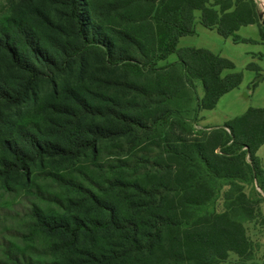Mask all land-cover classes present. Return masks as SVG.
Wrapping results in <instances>:
<instances>
[{
	"label": "trees",
	"instance_id": "trees-1",
	"mask_svg": "<svg viewBox=\"0 0 264 264\" xmlns=\"http://www.w3.org/2000/svg\"><path fill=\"white\" fill-rule=\"evenodd\" d=\"M58 3L69 31L42 16L57 40L54 56L40 44L49 37L40 35L31 43L21 21L13 20L0 36V54L24 80L17 90L0 89V102L16 108L32 100L35 106L42 102L39 84L48 79L51 100L67 106L62 112L53 103L38 108L43 107L40 117L66 116L61 126L49 124L50 134L62 133L64 145L41 141L46 134L29 121L31 115L15 131L29 149L12 132L1 143L10 161L0 167V186L13 174L28 184L38 159L77 161L67 171L72 177L50 175L62 191L55 202L58 211L74 214H50L42 202L29 214L35 232L56 238L51 250L59 255L51 264H219L229 252L248 257L252 243L243 223L255 217L256 203L243 185L252 182L264 191V170L256 156L264 145V108H248L197 133L171 119L177 111L169 105L183 89L193 88V81L203 89L195 113L212 110L239 86L240 72L223 74L234 69L231 61L206 49L177 48V43L194 35L195 12L203 27L234 43L248 42L236 34L240 27L257 24L264 42L254 0ZM171 54L175 62L157 66ZM247 69L259 71L253 64ZM66 75H74L71 82L62 79ZM116 139H124L129 150L147 152L153 146L158 153L152 162L138 158L131 168L123 164L131 172L93 163L104 144ZM223 188V210L217 212L213 205Z\"/></svg>",
	"mask_w": 264,
	"mask_h": 264
},
{
	"label": "rangeland",
	"instance_id": "rangeland-1",
	"mask_svg": "<svg viewBox=\"0 0 264 264\" xmlns=\"http://www.w3.org/2000/svg\"><path fill=\"white\" fill-rule=\"evenodd\" d=\"M212 2V0H210ZM64 8L58 3V0H0V36L9 30L10 25L14 21H21L30 30L29 37L31 43H36L40 35L48 36L50 41H40V44L46 49V54L54 56L57 52L55 39L52 30L47 24L43 23V18H49L53 23L59 26L65 33L69 31V27L63 17ZM42 13V15H41ZM43 16V18H42ZM199 13L195 12L196 34L193 36H185L180 40L178 47L193 46L219 52L221 57L230 56L235 66L234 71L242 74V82L237 90V98L243 102L248 108H264V70L259 73L246 69L250 60L246 56V51L264 53V46L257 44H227V39L221 38L215 31L208 30L198 22ZM45 19V18H44ZM23 25V27H24ZM54 38V41H53ZM66 40L67 38H62ZM67 41V40H66ZM55 43V44H54ZM176 61V55L171 54L165 61H159L158 67ZM255 64L264 67V60H255ZM74 75H66L62 77L65 83L71 82ZM23 76L19 71L12 69L9 65L8 57L4 53L0 54V89L1 90H17L23 85ZM255 82V88H251V84ZM60 83L61 80H60ZM258 86V88H257ZM42 102H38L34 106L31 100L21 107H8L0 102V167L10 161L9 156L3 150V138L12 132L17 137L18 144L29 149L28 145L16 136V124L22 122V118L31 115L29 121L33 125L41 127L40 129L46 134L41 141L50 143L63 144L62 133L50 134L54 128L49 124L52 122L56 125H62L66 116L50 113V115L38 114V108L43 106L45 102L53 103L59 108L57 111H65L64 102L51 100L52 84L49 80H43L39 84ZM244 95L247 97L245 98ZM203 96V89L199 81H193V88L187 87L183 89L178 98L175 99L169 107L172 111H177L171 115V119H179L184 125L192 129L194 132L200 133L205 127L221 126L227 121V96L223 98L218 106L211 111L203 112L204 118L200 116V112L195 113L196 99ZM200 99V98H199ZM46 105V104H45ZM38 114V115H36ZM34 115V116H33ZM46 115L48 117H46ZM32 133L28 127L24 128ZM160 133H165L163 129ZM56 131H59L57 128ZM6 138V137H5ZM28 139V138H27ZM64 145V144H63ZM143 148L139 147L135 150L128 149V143L124 139H116L114 142L104 144L103 151L98 155L96 164L108 162L113 166H118V171L131 172V166L137 159L152 162V156L158 153L153 146L149 147L147 152H141ZM146 154H149L146 155ZM151 155V157H150ZM91 159V155H88ZM81 158L80 161H86ZM80 163V162H79ZM123 164L130 168H121ZM77 165V161L69 159H38L31 166V176L28 184L23 176L17 174L11 175L1 183L0 186V264H51L59 255L52 252L51 247L55 243L56 238L49 237L44 234L35 232L31 226V218L29 216L32 205L40 204L42 209L50 214L61 212L66 215L67 211H58L55 202L61 197V189L57 182L50 176L53 173L66 175V178L72 177L68 175L69 170ZM143 165V164H140ZM244 192L255 203V217L245 221L243 227L246 237L252 243V250L248 257L240 258L233 252L228 253V257L219 264H264V191H260L252 182L243 185ZM227 188H223L214 202V209L222 212L224 204V194ZM65 197V196H64ZM64 197L61 198L62 205L65 209L66 202ZM72 210V209H71ZM70 215L72 212H67Z\"/></svg>",
	"mask_w": 264,
	"mask_h": 264
},
{
	"label": "crops",
	"instance_id": "crops-1",
	"mask_svg": "<svg viewBox=\"0 0 264 264\" xmlns=\"http://www.w3.org/2000/svg\"><path fill=\"white\" fill-rule=\"evenodd\" d=\"M254 3L256 5V11H257V15H258L259 24L264 27V20L262 18L263 15H264V0H254ZM199 16H200V14H199ZM198 22L200 23V19H198ZM200 25H201V23H200ZM195 27H196V23H194V28ZM194 30H195V33H194V35H195L196 34V29H194ZM208 30H210V29H208ZM213 31H215V30H213ZM236 34L239 36V38L247 40L248 42L234 43L232 41L231 37H228V38H223L221 36L220 37L223 38V39H227V44L230 42V43H232L234 45H238V44H257V45L264 46V42L260 39L259 26L257 24H251V25H247V26H242V27H240L237 30ZM187 36H193V35H187ZM182 37L184 38L185 36H182ZM182 37H180L178 39L177 48H179L178 45L180 43V40L183 39ZM180 48L204 49V48H197V47H193V46H183V47H180ZM206 50H208V49H206ZM208 51H210L213 54L218 55V56L221 55L219 52H214L212 50H208ZM245 53H246V56L249 57V60H250L249 64H253L255 67H257V69H259V71L260 70H264V67H260L259 65L255 64L253 62L255 60H260V61L264 60V53L252 52V51H246ZM226 59L231 61V62L233 61V59L230 56H227ZM165 60H163V61H165ZM176 60H177V58H176ZM170 63H172V62H170ZM234 69H235V66H234ZM234 69L231 70V71H224L223 74H226V73L228 74V73L235 72ZM246 69H247V67H246ZM247 70H249V69H247ZM249 71H253V70H249ZM259 71H255V73H259ZM240 85H241V83L239 84V86ZM239 86L237 88L229 91L228 93L224 94L223 96H221V98L218 100L216 106L212 109V110H214L218 106L219 102L223 98H225L227 96V117H229V118H227V121L232 119V118H234V117L242 115L247 110L246 105L243 102L239 101V99L237 98V90L239 89ZM257 88H258V86H257ZM201 97L202 96H200L199 98H201ZM202 111L205 112V111H211V110H202ZM202 111L200 112V116L202 118H204L205 116H203L204 113ZM256 156L259 158L261 166H262V168L264 170V145H261L257 149Z\"/></svg>",
	"mask_w": 264,
	"mask_h": 264
},
{
	"label": "built area",
	"instance_id": "built-area-1",
	"mask_svg": "<svg viewBox=\"0 0 264 264\" xmlns=\"http://www.w3.org/2000/svg\"><path fill=\"white\" fill-rule=\"evenodd\" d=\"M262 18H263V20H264V15H263V17H262Z\"/></svg>",
	"mask_w": 264,
	"mask_h": 264
},
{
	"label": "water",
	"instance_id": "water-1",
	"mask_svg": "<svg viewBox=\"0 0 264 264\" xmlns=\"http://www.w3.org/2000/svg\"><path fill=\"white\" fill-rule=\"evenodd\" d=\"M244 97L246 98L247 96H246V95H244Z\"/></svg>",
	"mask_w": 264,
	"mask_h": 264
}]
</instances>
